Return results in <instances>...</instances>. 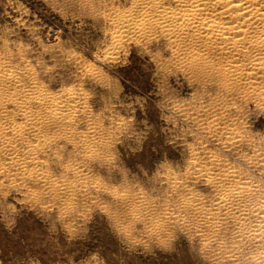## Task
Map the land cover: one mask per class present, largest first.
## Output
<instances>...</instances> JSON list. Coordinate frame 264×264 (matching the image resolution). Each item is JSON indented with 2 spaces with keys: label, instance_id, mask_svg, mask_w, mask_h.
<instances>
[{
  "label": "rangeland",
  "instance_id": "374dc122",
  "mask_svg": "<svg viewBox=\"0 0 264 264\" xmlns=\"http://www.w3.org/2000/svg\"><path fill=\"white\" fill-rule=\"evenodd\" d=\"M136 5L0 0V264H264V70L116 37Z\"/></svg>",
  "mask_w": 264,
  "mask_h": 264
},
{
  "label": "bare ground",
  "instance_id": "6f19581e",
  "mask_svg": "<svg viewBox=\"0 0 264 264\" xmlns=\"http://www.w3.org/2000/svg\"><path fill=\"white\" fill-rule=\"evenodd\" d=\"M139 9L129 16L123 17L118 23L115 36L118 38L132 37L146 34L159 28L161 32L173 41L177 47H182L179 41L186 37H191L194 43L204 46L206 52L219 56L223 54L250 52L257 57L247 66L248 72H252L248 83L252 84L258 80L256 76L262 74L264 70V0H137ZM129 13V12H126ZM192 32V34H191ZM158 37V36H157ZM160 37V36H159ZM119 41V40H118ZM188 42V41H187ZM172 43V44H173ZM175 45V46H176ZM195 45V44H194ZM212 46V48H211ZM174 47V46H173ZM242 47V48H241ZM175 48V47H174ZM190 49V48H189ZM245 49L247 51L241 50ZM196 51V49L194 50ZM204 51H202L203 53ZM233 55V54H232ZM199 56V55H198ZM254 56V55H253ZM252 59V58H251ZM227 60V59H226ZM250 60V59H249ZM240 62V61H239ZM246 62V61H245ZM247 63V62H246ZM233 67V66H232ZM235 67V66H234ZM239 67V66H238ZM202 68V67H201ZM179 69V68H178ZM241 67L235 68L237 72ZM190 71V70H189ZM244 71V70H243ZM246 73V72H245ZM244 75V74H243ZM217 76V75H216ZM260 76V75H259ZM15 77L10 74L6 77V82L13 84ZM239 79V78H238ZM244 80V79H243ZM23 82V81H21ZM27 82V81H26ZM206 82V81H205ZM19 84V82H18ZM25 84V83H24ZM249 86V85H248ZM222 88V87H221ZM227 89V88H226ZM258 90V89H257ZM32 91V90H31ZM226 91V90H225ZM236 91V89H235ZM259 91V90H258ZM257 91V92H258ZM228 93V92H227ZM7 94V93H5ZM226 94V93H225ZM234 94V93H233ZM264 94V93H263ZM31 95V94H30ZM1 96V95H0ZM12 96V95H11ZM260 97V96H259ZM65 98V97H64ZM249 98V96L247 97ZM10 99V98H9ZM250 99L251 96H250ZM12 100V99H11ZM37 100V99H36ZM45 103L51 104L53 100L49 97L42 99ZM71 100V99H70ZM77 100V99H76ZM16 101V100H15ZM35 101V99H34ZM83 101V100H82ZM246 101V100H245ZM23 103V102H22ZM61 103V102H60ZM59 103V104H60ZM37 104V103H36ZM20 106V105H19ZM51 106V105H50ZM38 107V106H37ZM73 107V106H72ZM219 107V106H218ZM79 108V107H78ZM223 108V107H222ZM81 110V109H80ZM63 111V110H62ZM76 113V112H75ZM20 114V112H19ZM38 114V113H37ZM40 114V112H39ZM60 114V113H59ZM58 116V115H57ZM77 116V115H76ZM197 116V115H196ZM82 117V116H81ZM214 117V116H213ZM40 120V119H39ZM7 121V120H6ZM31 121V120H30ZM212 121V120H211ZM45 122V121H43ZM66 123H68L66 121ZM37 124V123H36ZM223 124V123H222ZM66 125V124H65ZM220 126V125H219ZM223 126V125H222ZM213 127V126H212ZM233 127V126H232ZM21 128V127H20ZM36 128V127H35ZM54 128V127H53ZM224 129V128H223ZM234 129V128H233ZM223 132V131H221ZM237 132V131H236ZM246 132V131H245ZM45 135V134H44ZM235 135V134H234ZM63 137V136H62ZM66 138V137H65ZM79 138V137H78ZM51 139V136H50ZM231 140V139H230ZM237 140V139H236ZM53 142V141H52ZM62 142V141H61ZM242 142V141H241ZM240 142V143H241ZM82 143V142H81ZM245 143V142H244ZM237 144V143H236ZM49 145V144H48ZM82 145V144H81ZM243 145V144H242ZM66 146V145H65ZM205 146V145H204ZM236 146V145H235ZM11 147V146H10ZM70 147V146H69ZM232 147V146H231ZM73 149V148H72ZM243 149V148H242ZM50 152V151H49ZM260 152V151H259ZM258 153V152H257ZM77 154V153H76ZM199 156V155H198ZM66 157V156H65ZM195 158V157H194ZM197 158V157H196ZM201 158V157H199ZM223 158V157H222ZM202 159V158H201ZM100 160V159H99ZM197 160V159H196ZM203 160V159H202ZM244 160V159H243ZM195 161V160H194ZM193 161V162H194ZM210 161V159H209ZM219 161V160H218ZM263 161V160H262ZM260 159V162H262ZM215 162V161H214ZM247 162V161H246ZM197 163V161H196ZM199 163V162H198ZM208 163V161H207ZM191 164V163H190ZM216 164V163H215ZM93 165V164H92ZM95 165V164H94ZM197 165V164H196ZM206 165V164H205ZM212 165V164H211ZM210 165V167H211ZM214 165V164H213ZM218 165V164H217ZM194 166V165H193ZM199 166V164H198ZM201 166V165H200ZM207 166V165H206ZM209 166V165H208ZM207 166V167H208ZM227 168V167H226ZM196 169V167H195ZM202 169V167L200 168ZM198 170V169H197ZM226 170V169H225ZM233 170V169H232ZM231 170V171H232ZM200 171V170H199ZM205 171V170H204ZM211 171V170H210ZM198 172V171H197ZM218 172V171H217ZM207 173V172H206ZM209 173V172H208ZM225 175L230 172L224 171ZM232 173V172H231ZM235 173V172H234ZM253 173V172H252ZM213 174V173H212ZM211 174V175H212ZM233 174V173H232ZM201 175V174H200ZM207 175V174H206ZM231 175V174H230ZM229 175V176H230ZM238 175V174H237ZM205 176V175H204ZM221 176V175H220ZM223 176V175H222ZM228 176V178H229ZM255 176V175H254ZM208 177V176H207ZM206 177V178H207ZM232 177V176H231ZM234 177V174H233ZM209 178V177H208ZM213 178V176H212ZM225 178V177H223ZM235 178V177H234ZM238 178V177H236ZM196 179V178H195ZM214 179V178H213ZM244 179V178H243ZM249 179V178H247ZM232 181V180H231ZM230 181V182H231ZM210 182V181H209ZM208 182V183H209ZM212 182V181H211ZM226 182V181H225ZM207 183V184H208ZM252 183V182H251ZM257 183V182H256ZM210 184V183H209ZM219 184V182H218ZM229 184V183H227ZM242 184V183H241ZM244 184V183H243ZM262 184V183H261ZM246 185V184H245ZM250 185V183H249ZM253 185V183L251 184ZM214 187V186H213ZM212 187V188H213ZM244 188V187H242ZM254 188V187H253ZM212 190V189H211ZM230 190V189H229ZM257 190V189H256ZM259 190V189H258ZM263 190V189H262ZM214 191V190H213ZM238 191V190H237ZM212 193V192H211ZM216 193V192H215ZM226 197H232L229 191L224 192ZM223 193V194H224ZM236 193V192H235ZM247 193V192H246ZM260 193V192H258ZM213 194V193H212ZM217 194V193H216ZM104 195V194H103ZM213 196V195H212ZM215 196V195H214ZM222 196V195H221ZM225 197V196H224ZM190 198V197H189ZM193 198V196H192ZM191 198V199H192ZM196 198V197H195ZM237 198V197H236ZM258 198V197H257ZM198 199V198H197ZM196 199V200H197ZM264 200V199H263ZM189 201V200H188ZM207 201H210L207 200ZM192 202V201H191ZM190 202V203H191ZM198 202V201H196ZM235 202V201H234ZM234 202H220L227 208H236L239 212L249 214L250 209L244 205H236ZM239 202V201H238ZM249 202V201H248ZM199 203V202H198ZM212 203V202H211ZM216 203V202H215ZM243 203V202H242ZM121 204V203H120ZM194 204V203H193ZM209 204V203H208ZM114 205V204H113ZM122 206V205H121ZM194 206V205H193ZM199 206V204H198ZM203 206V205H202ZM210 206V205H208ZM218 206V205H216ZM253 206V204L251 205ZM207 207V206H205ZM204 207V208H205ZM215 207V206H213ZM219 207V206H218ZM198 209V208H197ZM208 209V207H207ZM223 209V207H222ZM226 209V208H225ZM253 209V208H252ZM205 211V210H204ZM224 211V210H223ZM228 211V210H227ZM255 211V210H254ZM253 211V212H254ZM256 211L264 213V202L257 206ZM219 212V211H217ZM196 213V212H195ZM214 213V211H213ZM212 213V214H213ZM226 213V212H225ZM237 213V212H236ZM255 213V212H254ZM215 214V213H214ZM251 214V213H250ZM208 215V214H207ZM206 215V216H207ZM211 215V214H210ZM239 215V213H238ZM241 215V214H240ZM252 215V214H251ZM263 215V214H262ZM203 216V213H202ZM201 216V217H202ZM205 216V215H204ZM203 216V217H204ZM209 216V215H208ZM223 216V215H222ZM242 216V215H241ZM245 216V215H244ZM264 216V215H263ZM243 217V216H242ZM190 218V217H189ZM200 218V217H199ZM211 218V217H210ZM216 218V217H215ZM262 218V217H261ZM203 219V218H202ZM201 219V220H202ZM227 219V218H226ZM232 219V218H231ZM239 219V218H237ZM241 219V217H240ZM244 219V218H242ZM241 219V220H242ZM254 219V218H253ZM229 220V219H228ZM248 220V221H247ZM247 223L250 221L247 219ZM207 221V220H206ZM210 221V219H209ZM196 222V221H195ZM253 222V221H252ZM219 223V222H218ZM223 224V222H221ZM229 223V222H228ZM241 223V222H240ZM261 223V222H258ZM196 224V223H195ZM197 225V224H196ZM211 225V223H210ZM220 225V224H219ZM228 225V224H227ZM231 225V224H230ZM238 225V224H237ZM256 225V224H255ZM207 226V225H206ZM245 226V225H241ZM247 226V225H246ZM249 226V225H248ZM253 226V224H252ZM262 226V225H261ZM180 227V226H179ZM199 227V226H197ZM210 227V226H209ZM203 228V226L201 227ZM226 228V227H225ZM231 228V227H230ZM248 228V227H247ZM246 228V229H247ZM250 228V227H249ZM198 229V228H197ZM207 229V228H206ZM218 229V228H217ZM237 229V228H236ZM253 229V228H252ZM203 230V229H201ZM208 230V229H207ZM211 230V229H210ZM227 230V228H226ZM229 230V229H228ZM233 230V229H232ZM250 230V229H248ZM261 230V229H260ZM197 231V230H196ZM199 231V229H198ZM221 231V230H220ZM224 231V229H223ZM222 231V232H223ZM256 231V229H255ZM263 231V230H262ZM261 231V232H262ZM258 232V231H257ZM200 233V232H199ZM248 234V232H246ZM204 234V233H203ZM206 234V233H205ZM233 234V233H232ZM254 234V233H253ZM223 236V233L220 236ZM255 235V234H254ZM216 236V235H215ZM260 236V234H259ZM202 237V235H201ZM228 237V236H227ZM242 237V235H241ZM246 237V236H245ZM261 237V236H260ZM217 238V236H216ZM239 238V237H237ZM244 238V237H243ZM253 238V237H252ZM257 238V237H256ZM259 238V237H258ZM219 239V238H218ZM249 239V238H247ZM260 239V238H259ZM214 240V239H213ZM216 240V239H215ZM232 240V239H231ZM240 241V240H239ZM241 242V241H240ZM243 242V241H242ZM251 243V242H250ZM237 244V243H236ZM242 244V243H241ZM240 244V245H241ZM256 244H254L255 246ZM243 246V245H242ZM241 246V247H242ZM256 248V247H255ZM260 248V247H259ZM257 250V249H256ZM240 252V251H239ZM229 254V253H228ZM258 254V253H257ZM264 254V253H263ZM229 257V256H227ZM233 257V256H232ZM262 259V258H261ZM233 261V260H232ZM237 261V260H236ZM231 262V261H230ZM261 262V261H259ZM263 262V260H262ZM255 263V262H254Z\"/></svg>",
  "mask_w": 264,
  "mask_h": 264
}]
</instances>
